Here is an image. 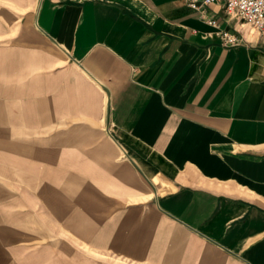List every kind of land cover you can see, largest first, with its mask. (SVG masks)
Instances as JSON below:
<instances>
[{
  "label": "crops",
  "instance_id": "1",
  "mask_svg": "<svg viewBox=\"0 0 264 264\" xmlns=\"http://www.w3.org/2000/svg\"><path fill=\"white\" fill-rule=\"evenodd\" d=\"M62 263L264 264V38L223 2L0 0V264Z\"/></svg>",
  "mask_w": 264,
  "mask_h": 264
},
{
  "label": "built area",
  "instance_id": "2",
  "mask_svg": "<svg viewBox=\"0 0 264 264\" xmlns=\"http://www.w3.org/2000/svg\"><path fill=\"white\" fill-rule=\"evenodd\" d=\"M189 7L205 13V7L214 3L223 2L227 12L238 17L264 38V0H185ZM209 24L218 27L215 20H208ZM222 42L225 46H237L241 40L235 35L220 32Z\"/></svg>",
  "mask_w": 264,
  "mask_h": 264
},
{
  "label": "rangeland",
  "instance_id": "3",
  "mask_svg": "<svg viewBox=\"0 0 264 264\" xmlns=\"http://www.w3.org/2000/svg\"><path fill=\"white\" fill-rule=\"evenodd\" d=\"M62 264H67V263H62Z\"/></svg>",
  "mask_w": 264,
  "mask_h": 264
}]
</instances>
